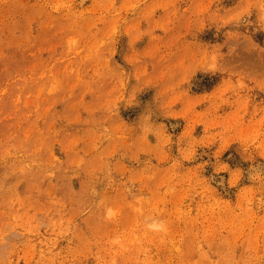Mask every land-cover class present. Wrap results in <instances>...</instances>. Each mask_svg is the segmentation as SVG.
<instances>
[{"label":"rangeland","instance_id":"374dc122","mask_svg":"<svg viewBox=\"0 0 264 264\" xmlns=\"http://www.w3.org/2000/svg\"><path fill=\"white\" fill-rule=\"evenodd\" d=\"M0 264H264V0H0Z\"/></svg>","mask_w":264,"mask_h":264}]
</instances>
